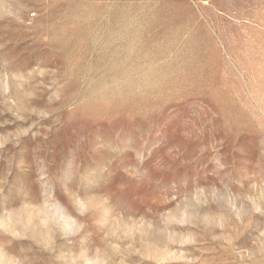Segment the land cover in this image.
Instances as JSON below:
<instances>
[{"label":"rangeland","instance_id":"obj_1","mask_svg":"<svg viewBox=\"0 0 264 264\" xmlns=\"http://www.w3.org/2000/svg\"><path fill=\"white\" fill-rule=\"evenodd\" d=\"M0 264H264V0H0Z\"/></svg>","mask_w":264,"mask_h":264}]
</instances>
